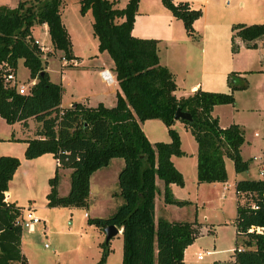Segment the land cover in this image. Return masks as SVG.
<instances>
[{"label":"trees","instance_id":"1","mask_svg":"<svg viewBox=\"0 0 264 264\" xmlns=\"http://www.w3.org/2000/svg\"><path fill=\"white\" fill-rule=\"evenodd\" d=\"M160 1L181 21L185 34L196 39L192 23L200 10L186 2ZM61 4L62 0H18L14 7L0 5V65L5 63L15 73L21 60L28 70L25 83L33 81L26 93L19 94L14 87L4 85L0 68V118L6 124L19 122L22 126L33 119L37 126L33 137L24 140L23 158L50 153L57 161L47 180V207L86 206L90 175L107 166L110 159H122L115 193L121 202L109 216L88 218L87 224L100 229L111 224L120 229V264H183V250L197 236L198 224L195 220L155 219L153 215L155 179L162 181L164 203H188L174 198L168 187L171 183L183 185L182 175L170 160L171 156L184 155L173 128V115L179 109L191 117L178 121L196 143V182H224V158L231 160L235 172L247 170L252 159L240 156L242 128L235 123L220 127L210 112L214 105L232 104L233 92L245 89L246 79L230 72L226 92L197 89L177 98L171 73L159 64L157 40L131 35L138 0H127L122 8L116 7L115 0H78L79 13L91 14V33L98 51H105L112 61L119 92L111 107L78 102L60 107L62 88L49 80L31 31L34 25L44 23L51 48L60 51L65 60L73 59L69 35L60 19ZM231 31V53H235L234 38L247 48H255L254 41L264 36V23H235ZM147 119L161 121L167 142L151 144L147 140L140 127ZM18 165L17 157L0 155V264H28L20 250L21 228L15 223L20 207L2 200ZM59 168L70 169L69 188L63 196L57 194ZM234 191L235 244L242 249L235 246L233 264H264V176L237 180ZM106 247L102 244L98 263L104 261Z\"/></svg>","mask_w":264,"mask_h":264},{"label":"crops","instance_id":"2","mask_svg":"<svg viewBox=\"0 0 264 264\" xmlns=\"http://www.w3.org/2000/svg\"><path fill=\"white\" fill-rule=\"evenodd\" d=\"M63 1L64 0H62V2ZM115 1L116 7L122 8L124 6H119L118 1ZM126 1L127 0H124V4ZM223 1L225 0H172L175 4L179 2H186L190 8L200 10V16L192 23L193 30L197 35V38L195 39L188 37L185 34L181 21L173 17L171 13L162 5L160 0H138L137 11L131 28V35L138 38H153L157 40V55L159 64L165 66L171 73L175 83V90L173 93L177 98L180 96H187L197 89L226 92L228 90L226 76L230 72H237L240 77H244L245 79L251 75L264 76V52H261L260 54L258 52L260 48H264V36L254 41L255 48L245 47L244 43L239 38L235 37L234 43L237 45L238 49L237 52L231 53V25L235 23L252 24L251 22L253 21H250V19H240L241 16L245 15V12L242 11L241 7L243 4L242 0H234V3L231 5L229 3H225L227 6L223 5ZM230 1L231 0L228 2ZM15 5H7V7H14ZM59 13L61 22L69 35L71 43V33H77V31L70 29L68 21L63 20L61 10ZM246 13H248V11H246ZM41 26L45 28L46 32L45 25ZM72 49L73 45L71 43V54L73 59L65 60L63 65L75 68L81 67V69L77 70L78 74L75 77H69V82L67 81L63 83L61 79H59V82L52 81L48 70L45 68L50 81L62 84L59 106L67 107L74 102L90 107H94L99 103L105 107L113 106L115 103V95L116 92H119V88L112 71L111 59L109 58V60H107V58L101 56V61L97 60L96 64L80 65L82 57H80L79 54ZM102 53L103 52H100V54ZM78 58H80V60H78ZM103 65L105 67H103ZM16 69L17 64L14 75L16 81H18ZM103 69H109L108 71L113 77V81L109 84L104 82L100 77L99 73ZM94 75L96 76L95 82L85 83L83 81L85 78H91V76L93 77ZM27 78L28 70L25 79L27 80ZM26 80L22 82H25ZM234 93L235 91L233 92V95ZM63 94L66 95L65 103L62 102ZM210 114L211 116L217 118V122L220 127H226L231 123H235L242 128L243 142L240 146V156L243 160H245L242 154V149L246 140H244V120L236 116L237 112L233 108V103L214 105ZM0 125L3 128V130H0L2 134L0 135V155L14 156L19 159V165L15 169L11 179L8 181L7 190L5 191V193L8 194V202L18 206L15 200L18 196H16L11 189V181L16 177L17 173L19 171H24L26 177H30L35 181L43 176L47 183L48 178H50L54 173L56 163L50 153L41 154L33 159L23 158V151L25 148L24 140L33 137V132L37 126L33 119H27L26 126H22L19 122L6 124L4 120L0 118ZM140 127L151 144L158 141L167 142L169 140L165 126L158 119L144 120L140 123ZM173 128L178 133L180 149L184 152V155L171 156L170 160L174 167L182 175L183 185L180 187L171 183L168 187L174 198L178 200H185L188 203L182 206L164 203L162 198V181L155 179L156 192L153 200V215L155 219L163 217L168 221L195 220L198 224V234L193 242L186 246L183 250V264H218L219 260L216 258L219 254L216 252L218 250L202 249L212 251V253L205 256L202 260H197L195 254L202 250L195 251V248L192 247H194V242L201 239L204 235L213 234V239L218 240V231L216 234V228L222 229L226 227L229 232L234 235V246H236L234 216L237 193L234 191V183L240 179H236L234 177L232 180V197L227 194V190L230 185V180H228L227 175L224 182L197 183L196 143L180 121L175 120ZM188 133L192 140H190L188 136L186 138ZM254 136H257V134L254 133ZM246 142H248V140H246ZM186 146L188 149H186ZM257 159L260 160V165L264 170V151H260L257 154ZM122 165V159L112 158L107 166L95 170L89 177L88 197L91 196L93 178H99L97 198L105 201L104 205L108 210L106 217L112 214L117 205L121 202L120 198L115 195V193L118 192L116 177ZM69 172L70 169L68 168L58 169L59 182L57 185V194L59 196L65 195L68 191L69 182H67L68 185L65 187L63 192L60 191L59 188L63 182V176L65 178L68 176L69 178ZM110 176H112L111 185H109L110 182L107 183ZM263 176L264 174L260 176V178ZM213 200L216 202V206L220 208L221 213L223 210L224 218L222 223L210 222L207 220L206 215L198 214V207L200 208V206H204L206 203L210 204ZM109 201L110 205L108 206L106 205V202ZM87 204L90 203L87 201L86 206ZM230 205L232 207V212L234 210L232 217L230 214L225 215L226 211L230 212ZM89 208L88 213L83 212V216L84 213H86V216H84L86 218L89 217V212L94 209L92 206ZM225 220H227V223ZM116 234H120L119 228H117ZM189 249H191L190 252H187ZM238 249H242V246L238 247ZM20 250L27 263L34 264L30 259L28 249L26 250L23 247L22 232L20 236ZM107 250H109V248H107ZM234 252L232 264L234 261ZM105 261L108 263V255L105 258Z\"/></svg>","mask_w":264,"mask_h":264},{"label":"rangeland","instance_id":"3","mask_svg":"<svg viewBox=\"0 0 264 264\" xmlns=\"http://www.w3.org/2000/svg\"><path fill=\"white\" fill-rule=\"evenodd\" d=\"M18 0H0V4L15 5ZM32 1V0H25ZM119 6L124 5V0H117ZM229 1V0H228ZM223 1L230 5V2ZM64 2V4H63ZM62 2V17L64 21H68L70 29L77 31L71 33L73 51L79 54L81 59L80 65L96 64V61H101V56L109 60V56L105 51L100 54L97 49L96 39L91 33L90 14L87 11L80 14L78 11V0H64ZM242 11L244 16L240 19H250L251 23H264V0H242ZM248 11V13H246ZM252 14V15H251ZM241 21V20H239ZM68 24V25H69ZM42 39V43L49 44L48 36L40 24L34 25L31 36ZM39 40V41H40ZM51 47V45H50ZM47 53L46 56L41 57V61H45L44 67L48 70L51 80L59 82V79L64 82H69V77H75L81 67H69L62 65V53L58 50H53ZM259 54L264 52V48L258 50ZM78 56V57H79ZM80 60V58H78ZM264 62V61H263ZM65 66V67H64ZM103 67H105L103 65ZM109 70V69H108ZM27 70L22 65L21 61H17L16 75L18 83L26 80ZM71 74V75H69ZM92 78V79H91ZM85 78V83L95 82L96 76ZM25 83V82H24ZM87 85V84H86ZM246 88L235 91L233 95V108L237 112V117L244 120V140H248L242 149L243 157L252 158L247 170L242 172H235L232 162L229 158L224 159V166L226 175L229 181L227 194L233 196L232 180L236 179H258L260 176L258 172L263 168L260 165V160L257 159V154L264 151V76L251 75L246 77ZM62 86V84H60ZM62 88V87H61ZM66 95H62V102L65 103ZM0 130H3L0 125ZM254 133L257 136H254ZM0 135L1 132H0ZM190 138L189 133L186 138ZM185 145V142H184ZM185 147V146H184ZM186 149L187 146H186ZM261 166V167H260ZM54 167V164H53ZM260 169V170H259ZM30 171V170H29ZM264 171V170H263ZM59 174V173H58ZM264 174V172H263ZM99 178L94 177L92 180L91 196L87 197L90 204L84 207H46L45 194L48 192L46 179L39 178L33 180L26 177L24 171H19L16 177L11 181V189L13 193L18 196L16 204L21 209L29 208L31 213L40 219L31 228H22L23 247L29 252L30 259L34 264H120L121 257V236L115 234L109 238V242L105 243L102 229L87 224V219L91 217H106L107 209L105 201L97 198V188L99 186ZM112 176L109 177V185L112 184ZM69 178L63 176V182L60 191H64L68 185ZM189 182V181H187ZM67 183V184H66ZM196 184V183H195ZM7 199H8V194ZM213 199V198H212ZM211 199V200H212ZM110 205V201L106 202ZM93 207V211L89 212V217H84L83 212L88 213L89 207ZM198 214L206 215L207 220L213 223L223 221V210L216 206V202L206 203L204 206L197 208ZM233 216L232 207L230 205V212H225ZM227 223V220H225ZM224 225V224H221ZM218 231V240L213 239V234L204 235L201 239L194 242L195 251L202 249L218 250L219 254L216 256L218 264H232L234 246V235H232L226 228H216ZM102 244H106L108 250V263L105 261L98 263L101 256ZM45 245V246H44ZM236 246L240 247L238 243ZM191 249L187 250L190 252ZM106 255V257H107ZM105 257V258H106Z\"/></svg>","mask_w":264,"mask_h":264},{"label":"built area","instance_id":"4","mask_svg":"<svg viewBox=\"0 0 264 264\" xmlns=\"http://www.w3.org/2000/svg\"><path fill=\"white\" fill-rule=\"evenodd\" d=\"M228 0H226L227 2ZM41 25H45L44 23H42ZM46 27V26H45ZM32 43L35 44L39 51H40V58L42 56H46L47 53H51L52 52V48L50 47V44H44L42 43V41L33 38L32 37ZM60 58L62 59V63H65V59L60 56ZM62 64V65H63ZM0 68L4 71L2 74V81L4 83L5 86H12L15 88L16 92L19 94H24L27 91V87L33 83V81H30L29 83H24V82H20L18 83L15 79V75L14 72L11 71L9 69V67L3 63L0 65ZM100 77L102 78V80L104 82H106L107 84L111 83L113 81V77L111 75V73L106 70L103 69L100 71ZM55 163L57 164V161H55ZM259 175L262 176L263 175V170L261 169L259 172ZM3 202H8L7 200V195L4 192L3 193V198H2ZM250 207L252 209H255L256 206L254 204H251ZM84 216H86V213H84ZM40 221L39 218H37L36 216H34L29 208H25V209H21L20 208V212H19V216L17 217L15 223L20 226V228H27V227H32L34 224L38 223ZM45 246V245H44ZM212 251H208V250H202V251H198L195 256L197 260H202L205 256H208L209 254H211ZM212 264V263H211Z\"/></svg>","mask_w":264,"mask_h":264},{"label":"water","instance_id":"5","mask_svg":"<svg viewBox=\"0 0 264 264\" xmlns=\"http://www.w3.org/2000/svg\"><path fill=\"white\" fill-rule=\"evenodd\" d=\"M173 118L175 120H186L189 121L191 119L190 115L187 112H182L179 109H176ZM104 233L105 242L108 241L113 235L117 233V228L114 225H107L102 229Z\"/></svg>","mask_w":264,"mask_h":264}]
</instances>
